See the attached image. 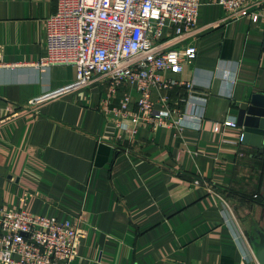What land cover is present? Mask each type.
<instances>
[{
	"label": "crops",
	"instance_id": "1",
	"mask_svg": "<svg viewBox=\"0 0 264 264\" xmlns=\"http://www.w3.org/2000/svg\"><path fill=\"white\" fill-rule=\"evenodd\" d=\"M54 10L55 0H0V117L16 113L0 123V205L83 229L67 264H257L249 235L264 232V205L253 197L264 172L239 141L242 128L223 122L264 94V17L226 21L217 0H200L194 29L176 45L195 46V57L180 73L162 72L191 81L196 102L179 101L183 88L153 89L151 99L157 110L167 95L201 120L120 127L102 111L106 81L28 104L75 78L72 65H39ZM123 91L136 110L129 85L110 105Z\"/></svg>",
	"mask_w": 264,
	"mask_h": 264
},
{
	"label": "built area",
	"instance_id": "2",
	"mask_svg": "<svg viewBox=\"0 0 264 264\" xmlns=\"http://www.w3.org/2000/svg\"><path fill=\"white\" fill-rule=\"evenodd\" d=\"M217 2L226 21L246 17L257 23L264 17L263 0ZM199 5L200 0H55V10L43 20L45 56L39 65H72L75 78L53 92L35 96L28 104L35 106L50 96L100 80L108 83L102 111L120 127L125 126L122 119L172 126L173 115L178 116V125L183 119L200 121V115L170 107L167 95L160 97L162 107L157 110L151 99L153 89L183 88L186 95L179 101L196 102L191 81L165 78L162 72L180 73L184 63L195 57V46L176 45L194 29ZM5 65L0 57V67ZM126 85L137 94L136 110L130 109L132 99L126 91L118 106L110 105L109 99ZM15 114L0 117V123ZM223 125L235 126V122L226 120ZM218 129L215 123L214 130ZM84 234L69 219L35 214L24 206L7 209L0 205V264H67L77 256Z\"/></svg>",
	"mask_w": 264,
	"mask_h": 264
},
{
	"label": "water",
	"instance_id": "3",
	"mask_svg": "<svg viewBox=\"0 0 264 264\" xmlns=\"http://www.w3.org/2000/svg\"><path fill=\"white\" fill-rule=\"evenodd\" d=\"M235 125L242 128V143L253 149L251 154L264 172V94H252L249 103L237 110ZM264 200V180L260 192ZM249 240L258 264H264V232L256 228Z\"/></svg>",
	"mask_w": 264,
	"mask_h": 264
},
{
	"label": "trees",
	"instance_id": "4",
	"mask_svg": "<svg viewBox=\"0 0 264 264\" xmlns=\"http://www.w3.org/2000/svg\"><path fill=\"white\" fill-rule=\"evenodd\" d=\"M253 197H256V200L258 201V203H260L261 205H264V200L261 198V195H257V196H253Z\"/></svg>",
	"mask_w": 264,
	"mask_h": 264
}]
</instances>
